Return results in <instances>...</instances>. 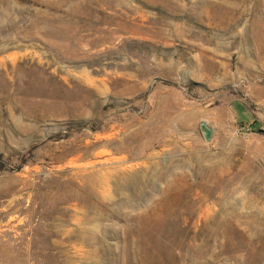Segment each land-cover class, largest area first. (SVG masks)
I'll list each match as a JSON object with an SVG mask.
<instances>
[{"label": "rangeland", "instance_id": "rangeland-1", "mask_svg": "<svg viewBox=\"0 0 264 264\" xmlns=\"http://www.w3.org/2000/svg\"><path fill=\"white\" fill-rule=\"evenodd\" d=\"M0 155V264H264V0H0Z\"/></svg>", "mask_w": 264, "mask_h": 264}, {"label": "water", "instance_id": "water-1", "mask_svg": "<svg viewBox=\"0 0 264 264\" xmlns=\"http://www.w3.org/2000/svg\"><path fill=\"white\" fill-rule=\"evenodd\" d=\"M200 126L203 136L207 141H210L214 134L213 128L206 121H202Z\"/></svg>", "mask_w": 264, "mask_h": 264}, {"label": "trees", "instance_id": "trees-1", "mask_svg": "<svg viewBox=\"0 0 264 264\" xmlns=\"http://www.w3.org/2000/svg\"><path fill=\"white\" fill-rule=\"evenodd\" d=\"M246 124L249 125V127L252 129V130H256V127H257V121H253L252 123H250L248 121V118L246 116H243V121H242V127H246ZM31 151V150H30ZM29 151V152H30ZM2 156L0 155V168L3 167V161H2Z\"/></svg>", "mask_w": 264, "mask_h": 264}, {"label": "built area", "instance_id": "built-area-1", "mask_svg": "<svg viewBox=\"0 0 264 264\" xmlns=\"http://www.w3.org/2000/svg\"><path fill=\"white\" fill-rule=\"evenodd\" d=\"M243 130H250V129H248L247 127H243Z\"/></svg>", "mask_w": 264, "mask_h": 264}]
</instances>
